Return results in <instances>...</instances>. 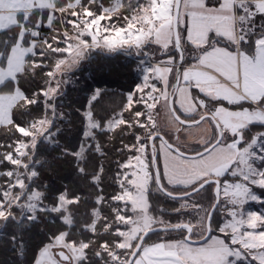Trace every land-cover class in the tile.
Instances as JSON below:
<instances>
[{
	"label": "snow or ice",
	"instance_id": "obj_1",
	"mask_svg": "<svg viewBox=\"0 0 264 264\" xmlns=\"http://www.w3.org/2000/svg\"><path fill=\"white\" fill-rule=\"evenodd\" d=\"M130 3L0 0V31L17 30L0 48V129L7 137L0 142V166H11L0 171V228L15 224L11 241L23 259L24 229L39 223L41 215L66 226L47 233L31 264H44L45 257L48 264H90L93 249L100 264H237L241 259L264 264V212L244 208L259 199L251 188L264 187V130L247 137L253 126L264 128V0H136L129 13ZM65 14L70 18L63 19ZM57 21L71 25L72 32L43 37L41 27ZM126 46L143 48L152 59L147 49L156 46L164 58L151 64L119 112L99 124L94 111L86 112L83 142L62 149L76 161L78 176L98 192L90 223L73 233L74 209L87 197L66 186L46 199L39 140L55 136L52 100L61 74L89 48ZM50 57L60 58L49 64ZM38 71L42 85L25 90L21 82ZM36 105L41 107L33 115ZM98 127L132 137L117 149L118 190L107 197L103 164L88 170L91 153L104 155L94 137ZM153 193L179 202L170 212L160 209L176 222L154 214ZM205 196L207 205L201 203ZM105 205L110 216L102 215ZM154 235L158 239L152 240Z\"/></svg>",
	"mask_w": 264,
	"mask_h": 264
},
{
	"label": "trees",
	"instance_id": "obj_2",
	"mask_svg": "<svg viewBox=\"0 0 264 264\" xmlns=\"http://www.w3.org/2000/svg\"><path fill=\"white\" fill-rule=\"evenodd\" d=\"M103 1L107 2L108 0ZM16 32L17 30L15 29L10 32L0 31V48H3L2 42L9 39V37L14 38ZM52 58H49L50 64L52 63ZM86 66L88 67L83 71L90 73V77L85 78L88 90L87 86L84 85L81 88L69 86L64 89L63 93L57 94V97L52 100L57 113L52 127V130H55V140L51 142L46 138H42L38 144L37 152L38 159L43 161L38 169L40 172V183L48 185L46 199L51 200L56 194L63 191L66 186H68L69 190H75L82 196L87 197L79 208L74 209L76 218L75 226L71 229L73 233H76L78 229H82L84 224L90 223V212L95 207L94 199L98 192L88 180L78 176L76 161L67 154H62V149L74 150L83 142L86 128L84 113L90 103V95L96 88L101 89V93L92 102L91 109L96 115V120L101 123L107 120L114 112L120 111L127 93L132 91L134 86L138 84V75L135 70V63L132 60H124L120 56H106L100 53L99 57L95 58V61L93 60ZM43 71H47V69ZM42 75L43 72L38 71L34 78L22 81V87L29 91L37 90V87L43 83ZM40 107V105L34 106L33 115L38 114ZM58 113L64 114L61 120ZM95 134L96 140L102 146L104 155L91 153L88 170L92 172L103 164L105 172L102 176L101 186L104 189L103 194L107 197L118 190L113 180L116 171L115 161L120 159L117 149L122 141L124 143L131 142L132 137L123 135L119 129L109 133L102 128L96 131ZM5 141H7V137L4 135L3 129H0V142ZM2 150L0 149V151ZM9 167L11 166L8 164L2 165L0 166V171H4ZM2 182L3 178H0V183ZM157 196L159 204L173 206L174 201L163 197L161 194H157ZM16 214L19 215V212ZM102 215L110 216V208L107 205L102 208ZM215 218L217 220L223 219L219 213H217ZM50 219L55 220V223H49V219L41 215L39 223L34 222L31 227L24 229L23 238L28 241V244L27 252L23 259L18 257L17 250L13 247L11 241V236L15 234V224L9 221L6 227L0 228V264H31L34 252L41 242L46 240L48 232H55L57 229L67 230L66 226L61 225L60 221L54 216L50 217ZM102 224L103 220L98 224V230L102 227ZM41 229L44 230L42 231ZM83 235L90 236L91 234L84 233ZM94 251L95 249L89 253L90 264H100L94 256Z\"/></svg>",
	"mask_w": 264,
	"mask_h": 264
},
{
	"label": "rangeland",
	"instance_id": "obj_3",
	"mask_svg": "<svg viewBox=\"0 0 264 264\" xmlns=\"http://www.w3.org/2000/svg\"><path fill=\"white\" fill-rule=\"evenodd\" d=\"M85 2H86V0H85ZM100 2L103 3L105 6H109L110 4H114L116 2V0H108L107 2L100 0ZM123 2L125 4H128L130 2V0H123ZM140 2L142 3L143 0H140ZM135 3H136V0H131V3L129 4V7L127 9V11H129V13L131 12V9L135 7ZM94 10H96V9L94 8ZM121 11L124 15L129 14L124 9H122ZM69 18L70 17L68 16V14H65L63 17V19H65V20L69 19ZM44 20H45V24H46V14H45ZM259 22H260V19L258 17L257 23H259ZM262 22H264V21H262ZM102 23L107 24L108 21H104ZM112 23L113 24L119 23L122 25L123 21L122 20H113ZM65 30H67L71 33L72 32L71 25L64 24V23H61L59 21L55 22L52 28L42 26L40 29L41 35L43 37H51L53 35H58V33H62ZM58 38L62 39V36H59ZM86 39H88L89 42H91L90 37H86ZM49 42L54 43V46H55V42H53L51 40ZM59 46L64 47L63 44H59ZM147 51H149L150 53H152L154 55V59H152L151 55L149 53H147L143 48L140 50H137L135 47H128V46L122 47V48H117L115 50H108L106 48H101V47L89 48L88 50L85 51L83 57L78 61V63L76 64L75 67H73L69 71L61 74L60 78L63 81V83L61 85V88L59 90L60 92H58V94L63 93L64 89H66L69 86L73 87V88H81L82 85H84V86H87V90H88V85L86 84L85 78H89L90 73H85L83 70L89 66V65L86 66L88 63H91L93 60L95 61V58H98L100 53H102L106 56H114V55L120 56L124 60H132L135 63V70H136L137 75H138L137 76L138 77V84L137 85H139L143 82V78H144V75L146 73V70L149 67H151V64L157 59H163L164 58V57L160 56L159 50L156 46H152L151 48L147 49ZM54 59H55V57L52 58V63L54 62ZM47 62L50 64L49 60ZM136 86H134V89L130 92H133L135 90ZM130 92H128V93H130ZM100 93H101V89H99V88H96L92 92V94L90 95V97H91L90 103L88 104L84 115L89 110L93 111V109H91V104L100 95ZM55 97H57V95ZM58 114L60 115L59 119L61 120L64 117V114L63 113H58ZM128 117H129V114L125 113V118L127 119ZM53 123H54V120L51 124V129L54 125ZM97 123L99 124V121H97ZM101 129L102 128L98 127L96 131H99ZM261 130H264V128H261L259 125L253 126L251 131L249 133H247V137L250 139L252 133L257 132V131H261ZM87 131H88V125L86 123L85 133ZM94 137L96 139L95 133H94ZM42 138H45V137H41L39 142L42 140ZM54 138H55V136L50 141L54 142V140H55ZM84 138H85V136H84ZM251 192L253 195L257 196L259 199L255 200V201H251V200L248 201L244 206L245 211H255L258 213L264 212V187L253 186L251 188ZM157 194H159V193H153L152 196L150 197V199L153 203V206H154V214L158 215V216L163 215V217L165 219L170 220L172 222H176L177 217L174 215H169L168 212H170L171 209L178 207L179 202L174 201L173 206L172 205L170 206V205L159 204V201H157L158 200ZM201 203H203L205 205L208 204V200H207L206 196L201 199ZM161 208L167 209L168 212L161 213L160 212ZM184 218L187 219L189 217L185 216ZM170 235L172 238H178L177 234H175V233H172ZM155 239H158V237L155 235L152 236V240H155ZM248 259L250 260L251 257H248ZM237 264H248V262H247V260L241 259V260L237 261ZM253 264H256V262L253 261Z\"/></svg>",
	"mask_w": 264,
	"mask_h": 264
},
{
	"label": "crops",
	"instance_id": "obj_4",
	"mask_svg": "<svg viewBox=\"0 0 264 264\" xmlns=\"http://www.w3.org/2000/svg\"><path fill=\"white\" fill-rule=\"evenodd\" d=\"M156 240V239H155ZM50 260V257H45L44 264H48V261Z\"/></svg>",
	"mask_w": 264,
	"mask_h": 264
}]
</instances>
